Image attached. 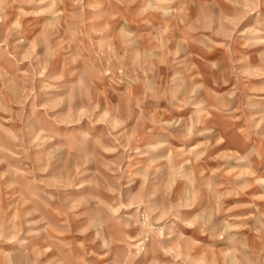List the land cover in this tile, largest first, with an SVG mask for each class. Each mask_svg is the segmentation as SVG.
<instances>
[{"label": "rangeland", "instance_id": "1", "mask_svg": "<svg viewBox=\"0 0 264 264\" xmlns=\"http://www.w3.org/2000/svg\"><path fill=\"white\" fill-rule=\"evenodd\" d=\"M258 92L264 0H0V264H264Z\"/></svg>", "mask_w": 264, "mask_h": 264}, {"label": "crops", "instance_id": "2", "mask_svg": "<svg viewBox=\"0 0 264 264\" xmlns=\"http://www.w3.org/2000/svg\"><path fill=\"white\" fill-rule=\"evenodd\" d=\"M184 47H187V49H193V52H191L190 55L191 59L196 62L201 64L208 62L215 64L218 62L216 61V58L208 55L209 52H207V58L203 54L201 55L199 53V49H197V47H201L198 43H188ZM203 47L206 48V44H204ZM248 94L255 93L248 92ZM257 95H264V93L258 92ZM227 99L224 102H218L215 104L213 103L210 105L209 113H211L216 118L214 126L216 128L218 127L221 139L229 147L227 153L232 156V154L235 152L236 158L238 160L247 158L251 163L253 171H258V173L261 174L264 172V150L262 149V144H264V129L260 130V128L253 126L254 122L248 124V122L244 120V115L240 114L238 104L228 103ZM256 105L260 104L258 103ZM199 107V105L195 104L192 107L193 112L200 110ZM250 108L252 111H254L253 108H255V106ZM261 178L264 179V177L258 175V180ZM260 188L264 187H261V184H259L253 191L258 193L253 195L261 194Z\"/></svg>", "mask_w": 264, "mask_h": 264}]
</instances>
